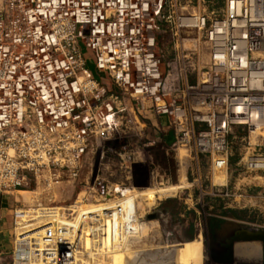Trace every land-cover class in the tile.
<instances>
[{
  "label": "built area",
  "instance_id": "1",
  "mask_svg": "<svg viewBox=\"0 0 264 264\" xmlns=\"http://www.w3.org/2000/svg\"><path fill=\"white\" fill-rule=\"evenodd\" d=\"M193 1L0 0V196L81 183L70 204L14 207L10 264H98L128 239L134 198L114 199L129 188L81 176L93 151L131 169L130 138L149 126L172 132L179 157L210 156L220 176L239 145L264 199V0H226L212 16ZM97 229L108 246L94 244Z\"/></svg>",
  "mask_w": 264,
  "mask_h": 264
},
{
  "label": "rangeland",
  "instance_id": "2",
  "mask_svg": "<svg viewBox=\"0 0 264 264\" xmlns=\"http://www.w3.org/2000/svg\"><path fill=\"white\" fill-rule=\"evenodd\" d=\"M225 1L194 0V10L202 12L201 8H206L205 12L214 9L218 13L224 7ZM170 45L171 52L173 45L172 43ZM166 54L170 53L166 52ZM87 56V68L96 75L94 62L89 55ZM148 128L150 129H143L140 137L132 135L130 138L131 144L128 146L137 148L141 153V158L135 160L131 169L126 167L125 160L109 151L104 152L102 160L95 157L94 151L85 158L81 181L93 169L94 176L98 174L110 184L122 183L123 187L129 188L130 192L125 197L114 200L127 199L131 205L133 197L135 209L132 205L130 210L134 211L139 219L137 223L135 215H131L133 222L136 223L132 224L130 237L116 238L114 247L103 256V261L99 264H166V262L179 264L182 259L177 257H180L182 253L187 260L193 257L187 254L190 255L196 251L194 245L199 247L197 251L202 256L196 264H204L207 257L203 247V236L210 232L211 225H215L212 222H218L224 216H233L224 213L227 209L236 210L243 220L253 223L252 227L264 229L262 173L250 172L243 167V161L239 155L241 151L237 150L239 145L234 146L235 153L228 162L227 170L220 176L214 170L213 161L208 155L199 154L196 159H191L185 149H180L178 151L184 154V158H179L177 146L173 143L160 141L155 144H146V141L151 139L150 132L155 130L151 126ZM123 130L122 127L120 141L127 142L129 138L125 137ZM156 131L160 132L158 133L160 136L166 134L164 130ZM112 146L119 149L123 143H115ZM107 147L105 146L104 149L106 150ZM220 183H224L225 186H220ZM80 189V181L74 185L64 182L54 186L52 190L32 182L29 187L10 195L15 206L30 205L36 201L45 204L50 199L60 201L61 204H70L74 202ZM159 203H162L161 206ZM186 203L190 204V223L196 234H193L190 240L176 239L167 230L169 214L163 210L161 212L159 208L177 211V207L182 208ZM179 218L176 212L171 223L174 228H179ZM200 233L203 236L199 235ZM104 238L108 246L111 243L109 233H100L97 229L94 244L100 245ZM204 244H206L205 241ZM241 261L244 264H260L254 259L249 262L242 259Z\"/></svg>",
  "mask_w": 264,
  "mask_h": 264
},
{
  "label": "flooded vegetation",
  "instance_id": "3",
  "mask_svg": "<svg viewBox=\"0 0 264 264\" xmlns=\"http://www.w3.org/2000/svg\"><path fill=\"white\" fill-rule=\"evenodd\" d=\"M187 203L182 206V208L177 207V211L173 209L168 210L166 208H159L161 212L164 211L169 214V224L167 225V230H169L172 236L176 239L190 240L193 234H196L192 228V223H190V204ZM161 204L162 203H159L160 206ZM176 212L180 217L178 221L179 228H174L171 224L174 220V214H176ZM212 223H215V225H211L209 233H205V236L201 233L199 234L203 236V247L206 250L207 258L204 264H244L241 260L239 261V259H236V257L231 263L226 261L228 258L227 240L236 232L241 231V229L245 227H252L253 223L243 220L242 217L235 216H224L218 222ZM204 241L206 244H204Z\"/></svg>",
  "mask_w": 264,
  "mask_h": 264
},
{
  "label": "crops",
  "instance_id": "4",
  "mask_svg": "<svg viewBox=\"0 0 264 264\" xmlns=\"http://www.w3.org/2000/svg\"><path fill=\"white\" fill-rule=\"evenodd\" d=\"M210 1V0H209ZM200 9V6L198 7ZM201 11L206 14H211L214 9H209V12H205L206 8H201ZM172 47L169 42L164 43V50L167 53H170L168 56L171 55L172 51L170 52ZM192 79V78H191ZM104 82L107 85H111L109 79L105 78ZM163 123L167 122V118L163 117ZM146 129V128H145ZM150 128H147V130ZM156 130L154 132H150L151 139H155L157 141L160 140L161 136L158 135ZM166 138H168V143H171V134H166ZM184 183V182H183ZM16 194V193H14ZM11 194V195H14ZM10 194L0 196V257L4 258L6 261L5 264H10V255L13 246V218L12 212L14 209L15 204L13 203V199Z\"/></svg>",
  "mask_w": 264,
  "mask_h": 264
},
{
  "label": "bare ground",
  "instance_id": "5",
  "mask_svg": "<svg viewBox=\"0 0 264 264\" xmlns=\"http://www.w3.org/2000/svg\"><path fill=\"white\" fill-rule=\"evenodd\" d=\"M179 158H184V154H180ZM165 194H168V193H165ZM168 195H170V194H168ZM154 228H156V227H154ZM198 248H197V245H194V249L196 251L194 253L190 254V255H189V253L187 254L188 256H191V257L195 256L194 258L192 257L191 259L187 260L185 258V254L184 253H182L180 257H177V258H181L182 259L181 263H179V264H196L197 262H199V260L202 258V256L200 255V252L197 251ZM235 256H236V259H239V261L242 259V260H248V262H249V260L251 261V259H254V260H257L260 263V258H261L260 244L257 243V242L236 243V245H235ZM102 261H103V257L100 258L99 263L102 262ZM166 264H175V262L174 263L173 262H166Z\"/></svg>",
  "mask_w": 264,
  "mask_h": 264
},
{
  "label": "water",
  "instance_id": "6",
  "mask_svg": "<svg viewBox=\"0 0 264 264\" xmlns=\"http://www.w3.org/2000/svg\"><path fill=\"white\" fill-rule=\"evenodd\" d=\"M244 242H257L261 248L260 264H264V229L245 227L241 231L236 232L231 238L227 240V262L231 263L234 261L235 256V245L236 243Z\"/></svg>",
  "mask_w": 264,
  "mask_h": 264
},
{
  "label": "trees",
  "instance_id": "7",
  "mask_svg": "<svg viewBox=\"0 0 264 264\" xmlns=\"http://www.w3.org/2000/svg\"><path fill=\"white\" fill-rule=\"evenodd\" d=\"M224 213H229V214H232L233 216H235V217H242V216H239L238 214H237V211L236 210H233V209H227V210H225L224 211Z\"/></svg>",
  "mask_w": 264,
  "mask_h": 264
}]
</instances>
